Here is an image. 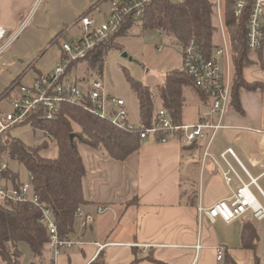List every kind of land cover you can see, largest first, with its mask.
Returning <instances> with one entry per match:
<instances>
[{"label": "crops", "instance_id": "0c3cea01", "mask_svg": "<svg viewBox=\"0 0 264 264\" xmlns=\"http://www.w3.org/2000/svg\"><path fill=\"white\" fill-rule=\"evenodd\" d=\"M33 1L0 0V26L8 31L16 29ZM98 2L95 0L89 7ZM76 20L77 17L65 30L56 31L53 39ZM222 42L223 36L216 49ZM251 57L253 64L242 69L232 64L228 68L221 59L224 73L228 71L234 77L233 85L258 82L261 87L240 89L242 112L229 106L224 127L210 148L213 158L203 160L204 141L186 146L173 137L167 142L143 140L139 150L125 160H116L104 150H81L87 175L86 202L80 208L91 219L76 217L70 235L81 243L63 250L55 260L53 250L47 246L44 256L34 258L30 264H228V258L238 264H257L256 253L260 264H264V220H250L259 234L255 252L242 247L246 219L226 223L222 219L211 222L205 217L199 221L198 216L200 206L209 207L229 197L240 185L236 178L228 185L223 177L227 166L221 154L228 148L234 150L237 158L226 156L241 177L245 181L256 179L264 192L259 185L264 176V44ZM20 58L14 56L12 63ZM32 64L27 68L34 67ZM41 73L37 70L36 75ZM210 105V99L202 102L193 96L184 107L183 122H198L208 114ZM197 244L202 248L198 249ZM217 245L225 249L222 260L217 259Z\"/></svg>", "mask_w": 264, "mask_h": 264}, {"label": "trees", "instance_id": "16d2710c", "mask_svg": "<svg viewBox=\"0 0 264 264\" xmlns=\"http://www.w3.org/2000/svg\"><path fill=\"white\" fill-rule=\"evenodd\" d=\"M236 7L237 0H224L222 14L232 65L242 69L254 62L251 57L253 50L247 40V26L253 0H247L240 15H236ZM93 9L89 8L84 14ZM216 16L213 0H152L144 6L140 17L130 14L120 27L91 50L86 58L74 60L66 75H70L81 62L103 74L105 56L113 49L123 51V44L117 40L128 35L137 20L144 29H161L162 33L171 37L182 49L194 43L201 53L207 58H212L216 49L215 35L222 32L219 20L215 22ZM125 72L139 101L140 121L147 126L159 123L160 109H166L175 123H183V110L188 104L184 94L186 87H190L202 102L209 99L182 66L166 72L164 81L158 85L160 108L157 109L151 87L129 74L127 70ZM260 87L261 83L258 82L234 84L231 89V104L242 112L240 89L256 90ZM24 125L47 129L55 141L57 153L54 156H45L42 153L49 149L50 141L37 146L27 145L10 132L6 145L1 143L2 154L22 162L28 171L32 172L35 192L40 200L52 209L60 234L70 238L74 232L75 213L86 202L84 179L87 166L79 143L95 150H104L116 160H125L139 150L143 140L138 131L118 127L109 120L90 113L84 107L71 103L61 105L52 119L30 114L15 127ZM175 139L179 140L177 137ZM9 173L20 181L18 171L10 169ZM41 217V211L27 203L9 205L0 202V257L5 264H19L22 252L18 243L21 241L29 244L34 258L40 259L44 256L49 238ZM241 238L242 247L257 252L259 234L254 222L247 220L244 223ZM227 263L238 264L229 258ZM256 263L260 264L257 253Z\"/></svg>", "mask_w": 264, "mask_h": 264}, {"label": "built area", "instance_id": "2783aa9c", "mask_svg": "<svg viewBox=\"0 0 264 264\" xmlns=\"http://www.w3.org/2000/svg\"><path fill=\"white\" fill-rule=\"evenodd\" d=\"M150 1L152 0H110V9L105 14V21L101 25H96L90 13L82 14L72 26L68 27V29L75 26L81 28L80 36L63 39L64 32H62L56 37L61 47L62 57L61 62L53 70L37 75L30 85L23 84L21 78L15 79L0 94V202L9 205L27 203L30 207L41 211V222L47 228L48 246L53 250L54 260L63 250L71 249L81 242L65 238L60 234L52 209L42 202L35 192L32 172L29 171V182L25 183L14 179L9 173V170L12 169L8 162L9 158L2 154L1 150V143L6 145L9 133L28 115L34 114L45 119H52L60 110L61 105L77 104L118 127L129 131H138L142 140L154 138L159 142H167L170 138L177 137L186 146L204 141L206 146L203 160L205 161L207 157L213 158L210 148L218 132L224 127L223 119L231 105V89L234 82V77H231L228 71L224 73L221 64V59H224L228 68L231 65L221 0L216 1V10L222 29L223 42L215 50L214 56L207 58L194 43L182 49L183 68L193 77L196 85L209 96L211 101L208 114L202 116L196 123H175L166 109L159 110L160 120L157 125L147 126L142 121L132 123L129 119L126 100L106 89L102 75L97 74L78 81L66 75L67 69L74 60L86 58L91 50L118 29L130 14L133 13L136 17H140L144 6ZM246 2L247 0H237L236 15H240ZM23 23L14 32L0 26V56L17 38ZM247 27L249 47L254 51L262 49L264 44V0H253ZM159 30L162 32L161 29ZM32 129L38 130L35 127ZM39 130L44 133L47 140L52 138L47 129ZM161 133L164 134L160 135ZM227 154L237 158L232 148H228L221 154L227 166L223 172L224 180L228 185H231L236 178L240 185L233 190L229 197L220 199L209 207L200 206L198 208L199 221L204 217L211 222L222 219L226 223H231L238 218L264 220V204L252 190L253 185L260 189L256 179L251 178L249 181H245L228 160ZM216 162L218 164L217 160ZM262 193L264 195L263 191ZM75 215L86 221L91 219V216L85 214L80 207ZM196 247L200 249L202 245L197 244ZM215 250L217 259H224V247L217 245Z\"/></svg>", "mask_w": 264, "mask_h": 264}, {"label": "rangeland", "instance_id": "374dc122", "mask_svg": "<svg viewBox=\"0 0 264 264\" xmlns=\"http://www.w3.org/2000/svg\"><path fill=\"white\" fill-rule=\"evenodd\" d=\"M94 1L34 0L19 21L18 27L24 22L21 32L0 57V94L18 76L22 75L21 82L23 84L30 85L37 76V70L38 72L42 71L46 73L49 70H53L61 62V47L56 38L53 39V36L60 29L65 30L75 17L78 18L89 8H94L90 12V16L95 20L96 25H101L105 21V14L110 9V0H97L99 2L96 6L92 4L89 7ZM172 1L176 2L180 0ZM213 1L216 8L217 0ZM221 1L222 9L224 0ZM217 19L218 16H216V23ZM18 27L10 31L14 32ZM63 32L62 38L66 39L80 36L82 30L75 26ZM160 33L157 28L144 29L140 21L137 20L128 35L120 37L117 40L123 44V51L113 49L105 56L103 74L97 71V69H90L87 63L81 62L68 76L73 80H83L93 75H102V81L106 89L110 93L121 96L126 100L130 121L132 123H139V101L135 92L130 87L125 71L127 70L129 74L151 87L155 95V107L159 109L158 85L164 81L166 72L182 67V48L171 37ZM221 36V31L216 33V46ZM160 47H162L161 50H159ZM124 52L128 54L127 57L123 56ZM254 52L253 50L252 55H254ZM14 56L21 57L15 64L12 63ZM31 63H33L34 67L30 66L28 69L27 67ZM5 64H8L7 67H3ZM230 64H232V61ZM184 94L188 104L191 103L193 96L196 97L190 87L184 88ZM11 134L21 139L27 145L37 146L42 145L45 141H50L49 149L42 151V153L45 156H54L57 153L54 139L50 138V140H47L39 128L38 130H34L30 125L17 126L12 129ZM79 149L84 151L85 149L91 150L92 148L79 143ZM8 162L12 169L19 172L21 182H29V171L22 162L16 159H8ZM259 185L264 190V176L259 179ZM252 189L257 198L264 204L262 193L254 185ZM238 219L242 221L243 218ZM261 236L264 239V224ZM18 247L22 252L19 264H30L34 256L29 244L21 241L18 243ZM0 264H5L1 257Z\"/></svg>", "mask_w": 264, "mask_h": 264}, {"label": "water", "instance_id": "95a60500", "mask_svg": "<svg viewBox=\"0 0 264 264\" xmlns=\"http://www.w3.org/2000/svg\"><path fill=\"white\" fill-rule=\"evenodd\" d=\"M123 56H124V57H127V56H128V54H127L126 52H124V53H123Z\"/></svg>", "mask_w": 264, "mask_h": 264}]
</instances>
